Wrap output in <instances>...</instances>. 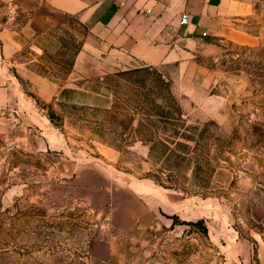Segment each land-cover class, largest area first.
Returning <instances> with one entry per match:
<instances>
[{
	"label": "rangeland",
	"instance_id": "1",
	"mask_svg": "<svg viewBox=\"0 0 264 264\" xmlns=\"http://www.w3.org/2000/svg\"><path fill=\"white\" fill-rule=\"evenodd\" d=\"M246 1L238 36H203L180 61L111 72L96 56L76 66L92 31L78 17L32 35L0 0V30L22 44L8 56L0 41V264H232L229 230L264 236V0ZM35 75L68 88L44 100ZM169 95L183 123L165 152L135 139L141 112ZM104 109L119 120L104 122ZM94 163L182 194L186 208L126 222L116 192L115 212H100L77 186V169Z\"/></svg>",
	"mask_w": 264,
	"mask_h": 264
},
{
	"label": "crops",
	"instance_id": "2",
	"mask_svg": "<svg viewBox=\"0 0 264 264\" xmlns=\"http://www.w3.org/2000/svg\"><path fill=\"white\" fill-rule=\"evenodd\" d=\"M7 1L26 15L25 28L32 35L45 33L68 16L78 17L90 25L92 31L77 55L76 66L81 60L96 56L100 59L99 66L102 64L111 72L180 61L187 56L188 47L203 36H238L231 24L240 15L249 13L246 0ZM184 14H187V22L182 23ZM17 34L12 28L0 30L2 49L8 56L22 46L16 39ZM34 82L39 84V94L44 100L58 97L68 88L56 89L43 76H36ZM108 168V165L94 163L77 169L80 180L77 186L98 211L115 212L116 192L125 196L122 214L126 222L156 213L176 215L186 208L182 194L145 180L132 182L123 177L120 182ZM88 172L97 175L99 185L84 180L83 174ZM129 203L136 206L135 210L127 206ZM227 252L232 264H264V236L258 234L248 238L229 230Z\"/></svg>",
	"mask_w": 264,
	"mask_h": 264
},
{
	"label": "trees",
	"instance_id": "3",
	"mask_svg": "<svg viewBox=\"0 0 264 264\" xmlns=\"http://www.w3.org/2000/svg\"><path fill=\"white\" fill-rule=\"evenodd\" d=\"M139 70L140 69H134L133 71L139 72ZM158 82L164 83V80L159 78ZM91 92L107 96L109 95L108 93H110V90L106 87L104 89L96 85L91 89ZM169 99L172 103L165 107L163 105H158L155 102H151L149 107L141 112V114L145 116V119L143 120L144 123L139 122V124L144 130V133L141 135L139 129L136 130L138 134V137L135 139L136 141L148 142L152 144V147H162L165 149V152L167 149H170V152L175 151L170 148V145L173 144L174 138L178 135L180 130L181 123H183V112L178 102H176V100H172V96L170 97L169 95ZM102 113L108 118L107 119L104 116V122H109L111 116L115 119V121L119 120L118 116L111 113L110 110L104 109ZM50 117L53 119L54 114L50 113ZM133 120L134 115H131L129 122L132 123ZM115 134L117 139H120L122 142L124 141V132L116 131ZM176 147H178L177 144ZM156 181L162 185V180L156 179Z\"/></svg>",
	"mask_w": 264,
	"mask_h": 264
},
{
	"label": "built area",
	"instance_id": "4",
	"mask_svg": "<svg viewBox=\"0 0 264 264\" xmlns=\"http://www.w3.org/2000/svg\"><path fill=\"white\" fill-rule=\"evenodd\" d=\"M182 23L187 22V14H184L181 18Z\"/></svg>",
	"mask_w": 264,
	"mask_h": 264
}]
</instances>
